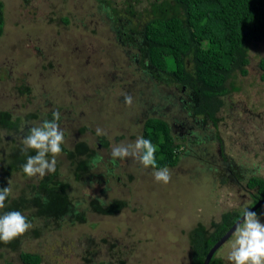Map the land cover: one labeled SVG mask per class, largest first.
Segmentation results:
<instances>
[{"label": "rangeland", "instance_id": "1", "mask_svg": "<svg viewBox=\"0 0 264 264\" xmlns=\"http://www.w3.org/2000/svg\"><path fill=\"white\" fill-rule=\"evenodd\" d=\"M0 1V188L11 186L5 211H21L33 225L17 243L0 242V264H22L23 251L37 253L40 264H190L195 230L208 236L223 213L243 214L254 205L255 189L246 183L264 182V83L257 67L264 39L248 46L247 72L236 74L237 91L221 97L215 122L194 121L182 104L196 96L144 74L135 62L141 53L119 43L113 29L122 20L138 24L136 15L154 0H99L115 8V23L97 0ZM124 94L133 97L131 106ZM53 110L61 114V147L68 150L56 158L57 179L67 184L74 214L84 218L77 213L70 224L38 209L41 178L22 171L35 155L22 153L23 137L51 120ZM147 114L168 122L177 145L166 185L138 160L113 163L110 155L116 145L135 143ZM97 127L106 135L97 136ZM113 200L122 202L119 211H91L93 201L110 209ZM253 212L264 223V204ZM234 232L214 251L217 264H229Z\"/></svg>", "mask_w": 264, "mask_h": 264}, {"label": "trees", "instance_id": "2", "mask_svg": "<svg viewBox=\"0 0 264 264\" xmlns=\"http://www.w3.org/2000/svg\"><path fill=\"white\" fill-rule=\"evenodd\" d=\"M129 1L135 4L139 2ZM97 2L104 8L111 23H115L116 10L110 2L105 1L108 5L99 0ZM2 8L0 1V36L3 32ZM135 19L138 22L135 26H129L126 20H122L117 27L112 26L117 30L118 42L137 49L142 55L139 64L157 81L194 94L196 103L191 104L188 110L199 121L211 123L215 122L221 108V97L238 90L234 81L236 74L245 75L247 72L248 46L264 39V0H154L144 10V14H137ZM257 67L260 71L259 79L264 83V56L259 58ZM2 126L12 127L13 123L2 120ZM141 136L157 146L158 168L177 164L174 151L177 145L165 120L145 119ZM15 163L9 166L17 167ZM57 178V172L48 174L39 180L36 187L50 193V198H58L54 202L47 201L48 210L63 208L66 201L62 195H66L64 191L67 184ZM50 181L54 184L50 185ZM246 186L255 189L254 204L264 199V182L261 179L251 177ZM37 201L36 204H39ZM56 203L58 206L52 207ZM110 205V209L101 208L99 203L92 210L111 214L123 207L119 200H113ZM75 215L72 210V219ZM241 215L236 211L223 213L208 236L195 230L189 240L190 264H202L209 249ZM77 216L80 220L84 219L81 213ZM16 240L13 241L17 243ZM19 259L22 264L41 263L37 253L23 251L19 253ZM208 264H217L213 255Z\"/></svg>", "mask_w": 264, "mask_h": 264}, {"label": "clouds", "instance_id": "3", "mask_svg": "<svg viewBox=\"0 0 264 264\" xmlns=\"http://www.w3.org/2000/svg\"><path fill=\"white\" fill-rule=\"evenodd\" d=\"M126 105L133 104V97L124 94ZM61 114L58 110L52 111V119L43 120L39 127H30L29 133L23 137L21 143L22 153L29 149L35 151V155H28L22 165L23 173L29 177L43 178L56 172L57 157L62 153L61 145L65 142L64 132L61 130L59 121ZM96 135L103 136L106 132L97 127ZM157 146L150 139L138 136L134 144H119L112 148L111 157L113 163L117 158L123 160L131 157L143 165L144 168L154 169L152 175L156 182L168 184L171 181V172L167 167L158 168L156 160ZM49 155L51 159H48ZM96 160H102L97 156ZM11 195V186L0 188V242L10 244L28 232L32 223L19 210L5 211L6 200ZM42 202H47L42 197ZM243 226L237 225L226 259L229 264H264V223L261 222L257 213L246 210L243 217Z\"/></svg>", "mask_w": 264, "mask_h": 264}, {"label": "flooded vegetation", "instance_id": "4", "mask_svg": "<svg viewBox=\"0 0 264 264\" xmlns=\"http://www.w3.org/2000/svg\"><path fill=\"white\" fill-rule=\"evenodd\" d=\"M114 29V28H113ZM115 30V29H114ZM116 32H117V30H116ZM135 62L136 63H138V60L137 59H135ZM144 74H146V75H149V77L152 79V80H154V81H157V79H156V77H154V76H152L150 73H149V71H145V73ZM175 88H176V86H174ZM181 90V93H183L184 92V89L183 88H181L180 89ZM185 93V92H184ZM187 95L188 96H186V97H188L189 98V96H190V94H188L187 93ZM196 103V100H195V102L194 103H191V104H195ZM191 104H189L187 101L185 102V99L183 100V104H182V106H183V108H185L186 109V113H187V115H189V116H191L192 118H193V120L194 121H199L198 120V118H196L193 114H192V112H190L189 110H188V107H190L191 106ZM150 116V117H149ZM147 118H154V116H152V115H149V114H147V116H146V118H143L142 120V125H143V122H144V120L145 119H147ZM167 122V121H166ZM167 124H168V122H167ZM168 127L170 128V131H171V126L168 124ZM142 131V130H141ZM103 139H104V137H103ZM99 141L102 143V139H100L99 138ZM102 144H105V143H102ZM74 146H75V144H74ZM96 146L97 147H99L100 146V143L99 142H96ZM62 150H64V151H62V152H67L68 150H65V148H63ZM10 165V164H9ZM85 165V164H84ZM114 165V164H113ZM86 168H87V166H86ZM40 190H43V189H40ZM65 192V191H64ZM49 194L50 193H46V192H44L43 193V196L42 197H46L47 198V201H52V202H54L55 200H58V198L57 197H55V198H50L49 197ZM63 196V198H65L66 197V195L64 196V195H62ZM42 197L38 200L39 201V204H37V207H38V209L40 210H42V209H47L48 208V203L46 202H42ZM66 199V198H65ZM68 199H66V201L63 203L64 205H63V208H60V207H57V208H53V209H50L49 211H47L46 213L48 214V216H51L53 219H54V221L57 223L58 221H61V220H66L69 224L70 223H72V207H71V203L69 202V201H67ZM93 203L94 204H90L91 206H92V208L93 209H96L97 207H98V204H99V202H97V201H93ZM55 206H58V204L56 203V204H53L52 205V207H55ZM51 207V208H52ZM92 208H91V211H93L92 210ZM48 210V209H47ZM44 212V211H43ZM78 212H76L75 214H77ZM80 213V212H79ZM95 213H97V212H95ZM101 214V213H100ZM50 217V218H51ZM83 221V220H82Z\"/></svg>", "mask_w": 264, "mask_h": 264}, {"label": "water", "instance_id": "5", "mask_svg": "<svg viewBox=\"0 0 264 264\" xmlns=\"http://www.w3.org/2000/svg\"><path fill=\"white\" fill-rule=\"evenodd\" d=\"M264 204V199L258 200L250 209L249 211H255L258 207ZM244 213L236 220V222L226 231V233L218 240L216 241L213 246L209 249L207 252L204 261L202 264H208L212 255L214 254V251L233 233V231L236 229L237 225H240L243 221Z\"/></svg>", "mask_w": 264, "mask_h": 264}]
</instances>
